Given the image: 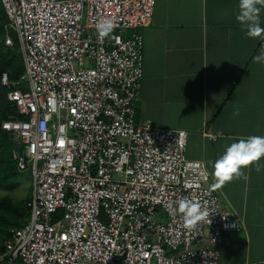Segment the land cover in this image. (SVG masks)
Masks as SVG:
<instances>
[{"label":"built area","instance_id":"2783aa9c","mask_svg":"<svg viewBox=\"0 0 264 264\" xmlns=\"http://www.w3.org/2000/svg\"><path fill=\"white\" fill-rule=\"evenodd\" d=\"M1 3L5 45H14L11 28L25 66L16 82L1 77L22 117L2 126L24 148L15 158L21 172L31 166L32 197L0 262L221 264L220 245L240 220L222 209L204 164L187 158L186 131L137 124L156 1ZM100 19L116 25L103 39ZM186 197L209 212L194 231L175 211Z\"/></svg>","mask_w":264,"mask_h":264},{"label":"crops","instance_id":"0c3cea01","mask_svg":"<svg viewBox=\"0 0 264 264\" xmlns=\"http://www.w3.org/2000/svg\"><path fill=\"white\" fill-rule=\"evenodd\" d=\"M155 1L144 30L137 124L186 131L187 158L202 162L214 182L213 165L228 146L264 137V63L253 59L264 36L246 35L236 19L239 0ZM260 22L264 27V9ZM259 163V172L242 169L246 180L218 189L222 209L241 222L220 245L221 264H264V158Z\"/></svg>","mask_w":264,"mask_h":264},{"label":"clouds","instance_id":"9594fccd","mask_svg":"<svg viewBox=\"0 0 264 264\" xmlns=\"http://www.w3.org/2000/svg\"><path fill=\"white\" fill-rule=\"evenodd\" d=\"M262 9H264V0H239L236 19L249 38L264 36V27L260 22ZM115 27L113 20L100 19L96 23L98 37L101 39L109 37ZM253 59L255 63H264V50ZM261 158H264V137L253 135L232 143L213 165L214 182L210 186L211 190L216 191L233 180L241 178L246 180L247 176L242 169L255 166L256 171L259 172ZM175 211L182 215L184 227L190 231L196 230L200 223L207 222L209 217L206 208H202L199 202L187 197L178 201Z\"/></svg>","mask_w":264,"mask_h":264},{"label":"trees","instance_id":"16d2710c","mask_svg":"<svg viewBox=\"0 0 264 264\" xmlns=\"http://www.w3.org/2000/svg\"><path fill=\"white\" fill-rule=\"evenodd\" d=\"M8 24L9 19L0 0V189L14 191L21 174L15 154L22 155L24 148L18 144L12 133L3 129L2 125L10 118L22 117L17 108L9 102L7 98L9 89L2 86L1 77L8 73L10 80L16 82L25 74V67L20 47L16 49L14 45L11 47L5 45V28ZM29 210L28 201L21 204L10 196H0V234L3 236L0 255L5 251V243L12 238L13 230L22 228L29 222Z\"/></svg>","mask_w":264,"mask_h":264},{"label":"rangeland","instance_id":"374dc122","mask_svg":"<svg viewBox=\"0 0 264 264\" xmlns=\"http://www.w3.org/2000/svg\"><path fill=\"white\" fill-rule=\"evenodd\" d=\"M8 34L12 38L15 48L16 49L19 48L20 42H19L16 32L13 29L9 28ZM27 87L28 85L24 84L23 88H27ZM17 185L18 186L14 191H6L5 189L1 188L0 196H10L15 201L20 202L21 204H23V202L28 201V205H29V201L31 200V197H32V174H31L30 165L28 166L26 171L21 172L19 178L17 179ZM2 242H3V236L2 234H0V244ZM17 262L20 263V261H17Z\"/></svg>","mask_w":264,"mask_h":264}]
</instances>
